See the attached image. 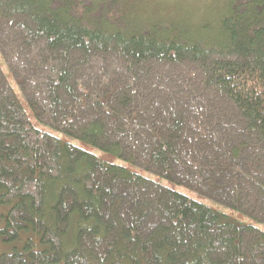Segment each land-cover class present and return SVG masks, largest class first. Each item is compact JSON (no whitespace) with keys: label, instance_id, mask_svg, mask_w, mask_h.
Here are the masks:
<instances>
[{"label":"trees","instance_id":"obj_1","mask_svg":"<svg viewBox=\"0 0 264 264\" xmlns=\"http://www.w3.org/2000/svg\"><path fill=\"white\" fill-rule=\"evenodd\" d=\"M220 1L0 0V264H264V0Z\"/></svg>","mask_w":264,"mask_h":264},{"label":"rangeland","instance_id":"obj_2","mask_svg":"<svg viewBox=\"0 0 264 264\" xmlns=\"http://www.w3.org/2000/svg\"><path fill=\"white\" fill-rule=\"evenodd\" d=\"M161 2V5L164 7L169 6V3H173L174 5H176V7H179L180 9H182L184 12L186 11H201V9L203 8V5H211L214 9H218V4L221 2L220 0H210L209 2H206L204 0H158ZM144 3H146V1H144ZM214 5V6H213ZM146 7V6H144ZM179 10V11H182ZM142 14L140 16V21L142 22V20L144 18H150L149 16H152L153 14H150L151 12L149 11H145L142 9ZM137 17V16H136ZM138 18V17H137ZM3 244L0 242V249L2 250L3 248Z\"/></svg>","mask_w":264,"mask_h":264}]
</instances>
